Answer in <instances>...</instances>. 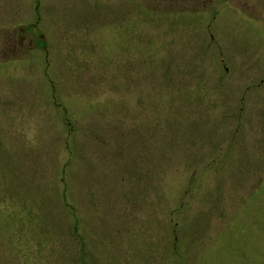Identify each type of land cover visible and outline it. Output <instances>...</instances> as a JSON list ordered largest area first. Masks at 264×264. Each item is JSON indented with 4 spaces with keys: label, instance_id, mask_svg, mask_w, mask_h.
Instances as JSON below:
<instances>
[{
    "label": "rangeland",
    "instance_id": "obj_1",
    "mask_svg": "<svg viewBox=\"0 0 264 264\" xmlns=\"http://www.w3.org/2000/svg\"><path fill=\"white\" fill-rule=\"evenodd\" d=\"M38 1L0 0V264H264V0Z\"/></svg>",
    "mask_w": 264,
    "mask_h": 264
},
{
    "label": "flooded vegetation",
    "instance_id": "obj_2",
    "mask_svg": "<svg viewBox=\"0 0 264 264\" xmlns=\"http://www.w3.org/2000/svg\"><path fill=\"white\" fill-rule=\"evenodd\" d=\"M35 2H33V11H32V14L33 16H36L38 15V6H37V0H34Z\"/></svg>",
    "mask_w": 264,
    "mask_h": 264
}]
</instances>
